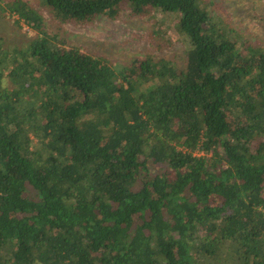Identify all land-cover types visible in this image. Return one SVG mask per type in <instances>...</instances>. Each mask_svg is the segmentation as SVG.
<instances>
[{"label":"trees","instance_id":"obj_1","mask_svg":"<svg viewBox=\"0 0 264 264\" xmlns=\"http://www.w3.org/2000/svg\"><path fill=\"white\" fill-rule=\"evenodd\" d=\"M11 1L36 37L0 45V264H264V46L206 0H40L176 14L182 66L127 74Z\"/></svg>","mask_w":264,"mask_h":264},{"label":"rangeland","instance_id":"obj_2","mask_svg":"<svg viewBox=\"0 0 264 264\" xmlns=\"http://www.w3.org/2000/svg\"><path fill=\"white\" fill-rule=\"evenodd\" d=\"M10 1L0 0V45L13 57L17 49L26 50L36 32L18 19ZM22 1H27L31 8L43 15L46 29L52 35L107 59L115 69L124 70L127 74L135 64L145 60L165 59L177 66H182L185 61L188 40L178 29L176 14L160 9L135 14L125 7L114 19L100 15L91 22H60L40 0ZM206 2L209 9L229 21L246 38L264 46V0ZM8 71L6 68V74ZM4 85L11 86L9 78Z\"/></svg>","mask_w":264,"mask_h":264}]
</instances>
